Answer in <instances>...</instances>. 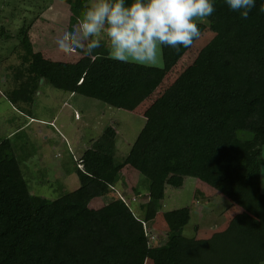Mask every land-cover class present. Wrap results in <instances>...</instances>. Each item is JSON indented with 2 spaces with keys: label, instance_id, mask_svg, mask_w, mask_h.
<instances>
[{
  "label": "trees",
  "instance_id": "1",
  "mask_svg": "<svg viewBox=\"0 0 264 264\" xmlns=\"http://www.w3.org/2000/svg\"><path fill=\"white\" fill-rule=\"evenodd\" d=\"M87 1L50 0V7L67 11L71 28L88 7ZM213 2L216 11L204 21L220 54L205 67L189 98L149 132L136 135L123 157L114 153L115 130L104 127L102 136L78 157L82 169L74 163L65 173L76 176L74 190L55 199L31 195L24 159L13 150L17 134L0 140V264L264 261V194L258 171L263 161L257 159L264 147V12L260 11L264 0H256L248 19L231 11L224 0ZM1 29L0 37H8ZM27 32L26 26L16 31L24 37L18 43L22 53L14 51V62L5 67L0 61L2 93L27 116L39 80L62 93L131 113L164 78L162 67L110 59L105 46L92 57L80 53L72 63L44 59L31 53ZM125 166L147 182L138 214L116 196L97 209L89 208L92 200L113 191ZM172 176L199 182L202 186H196L194 198L206 197L201 188L205 186V193L221 195L241 212L208 238L182 236L190 220L189 208L161 212L164 187ZM158 213L165 240L149 245L141 223L156 219Z\"/></svg>",
  "mask_w": 264,
  "mask_h": 264
},
{
  "label": "rangeland",
  "instance_id": "2",
  "mask_svg": "<svg viewBox=\"0 0 264 264\" xmlns=\"http://www.w3.org/2000/svg\"><path fill=\"white\" fill-rule=\"evenodd\" d=\"M91 2L88 0L87 6ZM50 6V0H0V28L9 33L8 37H0V61H4L5 67L14 62V51L22 53L18 43L24 34L20 36L16 33L21 26L28 29L25 35L30 42L31 53L37 52L44 59L71 63L81 57L79 52L58 49L55 41L68 28L67 11H52ZM198 27L202 33L201 38L194 41L191 47H183L179 52L163 48L164 63L159 67L165 71L164 78L133 113L112 109L80 96H75L62 106L68 94L50 88L47 84H40L39 80L38 89L29 106L31 117L35 120L30 124L28 134H25L26 139L22 134H17L12 140L14 154L19 159L27 160V156H30L27 162H22V167L27 169L24 175L30 194L55 199L77 188V180L74 182L75 179L70 176L64 178L65 173L74 167L71 157L73 155L76 158L83 149L90 147L96 138L102 136L104 127L110 125L115 130L114 153L123 157L136 135L149 132L154 124L183 106L205 67L220 54L218 44L207 34L205 21L200 22ZM3 91L5 88L0 83V92ZM15 114L8 106L0 104V138L5 137L17 122L23 120ZM75 114L77 119L74 118ZM261 151H264V147ZM120 175L121 181L113 191L101 199L92 200L88 204L89 208L97 209L118 195L126 199L134 195L136 202L131 204V210L135 215L138 214L147 182L128 166L123 167ZM170 178V187L164 193L161 212L189 208L190 220L181 233L186 238H208L222 231L230 218L241 212L217 193H205V187L201 188L206 197L193 200V189L202 186L199 182L179 176ZM135 190H139L138 195ZM260 193L264 194V174L261 173ZM160 216L158 213L156 219L145 225L153 236L150 245L165 240V228Z\"/></svg>",
  "mask_w": 264,
  "mask_h": 264
},
{
  "label": "clouds",
  "instance_id": "3",
  "mask_svg": "<svg viewBox=\"0 0 264 264\" xmlns=\"http://www.w3.org/2000/svg\"><path fill=\"white\" fill-rule=\"evenodd\" d=\"M224 2L244 19L256 6V0ZM215 11L213 0H92L77 24L63 30L55 44L61 51L85 57L105 46L112 60L159 67L164 63L163 48L179 52L181 46L191 47L202 35L198 24ZM71 159L76 166L79 161L73 155ZM257 159L264 160V151ZM258 171L264 174V164Z\"/></svg>",
  "mask_w": 264,
  "mask_h": 264
},
{
  "label": "crops",
  "instance_id": "4",
  "mask_svg": "<svg viewBox=\"0 0 264 264\" xmlns=\"http://www.w3.org/2000/svg\"><path fill=\"white\" fill-rule=\"evenodd\" d=\"M67 62V61H66ZM2 80V79H1ZM2 87V86H1ZM75 98V95H67V99H66V101H64V103H63V105L62 106H65V103H67V102H69L70 100H73ZM0 104H4V105H6V106H8L9 107V109H10V111L12 112V113H16L15 115H17L18 117H20V118H22L23 120L21 121V122H17V125L15 126V127H13L12 128V130H10L6 135H4L5 137H2V138H0V140H2V139H4V138H9V139H12V137H13V135H15V134H22V136L25 138V134L27 133L28 134V131H29V126H30V124L35 120L34 118H32L31 116H27V115H25L24 113H21V112H19L18 110H16L14 107H12L8 102H7V100L5 99V97H4V95H3V93H1L0 92ZM137 110V108L134 110V111H136ZM133 111V112H134ZM133 112H131V113H133ZM55 119V118H54ZM51 122H53V120L51 121ZM39 123H43V122H39ZM0 124H1V121H0ZM2 126H4V125H2ZM28 129V130H27ZM3 135V134H2ZM26 139V138H25ZM89 148V147H88ZM84 150V149H83ZM80 155H78L75 159H78V157H79ZM28 159H30V156H27V160ZM27 160L26 159H24L23 161H25V162H27ZM73 162V161H72ZM71 173H73V172H71ZM71 173H69V174H65L64 175V178H68L69 176L70 177H73L75 180H74V182L76 181V176L75 175H73V174H71ZM78 186V185H77ZM169 187L170 186H166L165 185V187H164V193H165V191H166V189H169ZM203 187H205V186H203ZM177 189V188H176ZM175 189V190H176ZM195 189H193V191H192V195L195 193ZM219 195V194H218ZM219 196H221V195H219ZM224 199V198H223ZM193 200H194V197H193ZM149 263V260H146V263L145 264H148ZM258 264H264V261H261V262H259Z\"/></svg>",
  "mask_w": 264,
  "mask_h": 264
},
{
  "label": "built area",
  "instance_id": "5",
  "mask_svg": "<svg viewBox=\"0 0 264 264\" xmlns=\"http://www.w3.org/2000/svg\"><path fill=\"white\" fill-rule=\"evenodd\" d=\"M74 118L77 119V115L76 114L74 115ZM76 167L79 170L82 169V167H81V165H80L79 162L77 163ZM112 190H113V188H112ZM117 198L120 199L121 202L132 212V210H131V204H133L134 202H136V197L135 196H131L130 198H127L126 199L125 197L118 195ZM132 214H134V212H132ZM145 225H146L145 223H141L143 232H144L146 238L148 239V244L150 245V240L153 238V236L150 235V233L147 230V228H146Z\"/></svg>",
  "mask_w": 264,
  "mask_h": 264
}]
</instances>
